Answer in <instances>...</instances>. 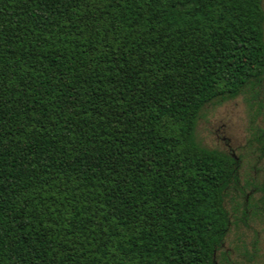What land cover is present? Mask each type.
<instances>
[{
  "label": "trees",
  "instance_id": "trees-1",
  "mask_svg": "<svg viewBox=\"0 0 264 264\" xmlns=\"http://www.w3.org/2000/svg\"><path fill=\"white\" fill-rule=\"evenodd\" d=\"M263 81L262 0H0V264H264L222 247L264 176L194 133L245 95L264 170Z\"/></svg>",
  "mask_w": 264,
  "mask_h": 264
},
{
  "label": "rangeland",
  "instance_id": "rangeland-1",
  "mask_svg": "<svg viewBox=\"0 0 264 264\" xmlns=\"http://www.w3.org/2000/svg\"><path fill=\"white\" fill-rule=\"evenodd\" d=\"M262 5L264 9V0ZM248 120L246 97L241 94L225 101L205 104L197 117L194 132L196 141L203 147L224 151L235 157L242 155L239 161V178L242 183L247 177L261 180L264 176V170L253 166V157L246 156L244 147L248 135ZM257 166H260V163ZM238 200L242 201L239 198ZM225 207L233 221V200L230 196L225 199ZM245 221L246 224L237 221L230 225V230L223 242V249H231L241 243L249 246L256 234L259 251L263 253L264 217H253L251 213H248Z\"/></svg>",
  "mask_w": 264,
  "mask_h": 264
},
{
  "label": "water",
  "instance_id": "water-1",
  "mask_svg": "<svg viewBox=\"0 0 264 264\" xmlns=\"http://www.w3.org/2000/svg\"><path fill=\"white\" fill-rule=\"evenodd\" d=\"M262 90H263V92H264V81H263V86H262Z\"/></svg>",
  "mask_w": 264,
  "mask_h": 264
}]
</instances>
